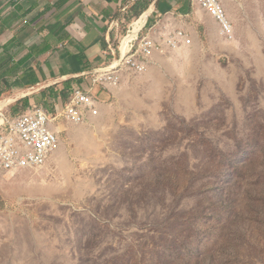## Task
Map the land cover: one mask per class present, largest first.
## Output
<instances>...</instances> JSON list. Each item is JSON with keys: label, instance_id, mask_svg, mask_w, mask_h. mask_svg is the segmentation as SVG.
<instances>
[{"label": "rangeland", "instance_id": "1", "mask_svg": "<svg viewBox=\"0 0 264 264\" xmlns=\"http://www.w3.org/2000/svg\"><path fill=\"white\" fill-rule=\"evenodd\" d=\"M222 1L231 34L192 6L45 166L0 173V264H264V0Z\"/></svg>", "mask_w": 264, "mask_h": 264}, {"label": "crops", "instance_id": "2", "mask_svg": "<svg viewBox=\"0 0 264 264\" xmlns=\"http://www.w3.org/2000/svg\"><path fill=\"white\" fill-rule=\"evenodd\" d=\"M138 1L144 0H0V103H6L4 112L16 116L24 112L13 113L19 105L28 110L53 103L55 109L49 110L59 113L63 95L88 89L94 70L110 60V42L116 43L122 35V27L110 28L112 20L123 26L130 14L134 18ZM147 1L149 6L138 21L141 25L160 22L163 16L179 20L193 13L191 0ZM90 115L95 118L97 113L92 110Z\"/></svg>", "mask_w": 264, "mask_h": 264}, {"label": "built area", "instance_id": "3", "mask_svg": "<svg viewBox=\"0 0 264 264\" xmlns=\"http://www.w3.org/2000/svg\"><path fill=\"white\" fill-rule=\"evenodd\" d=\"M191 2L197 9L215 19L223 33L233 32V23L222 0ZM174 17L176 16L151 26L146 21L136 32L132 23L139 18H133L128 24V32L120 36L118 44L110 42L107 53L110 60L91 74L90 87L74 89L59 113L39 106H33L16 116L3 112L0 115V173L45 166L61 142L58 131L60 122L72 125L85 123L95 107V89L115 87L122 81L125 73H142L148 70L154 61V52L163 53L167 49L179 47L188 34L176 26ZM120 27L119 20H112L111 29L118 31ZM131 35L133 36L130 37Z\"/></svg>", "mask_w": 264, "mask_h": 264}, {"label": "trees", "instance_id": "4", "mask_svg": "<svg viewBox=\"0 0 264 264\" xmlns=\"http://www.w3.org/2000/svg\"><path fill=\"white\" fill-rule=\"evenodd\" d=\"M148 6H149V3L147 0L140 1V2L138 1L133 7L134 17H139L142 14H144L146 12V11L144 12V10H146L148 8ZM63 97H64V100H69V98H70L69 95H63Z\"/></svg>", "mask_w": 264, "mask_h": 264}, {"label": "bare ground", "instance_id": "5", "mask_svg": "<svg viewBox=\"0 0 264 264\" xmlns=\"http://www.w3.org/2000/svg\"><path fill=\"white\" fill-rule=\"evenodd\" d=\"M199 11H201V10H199ZM199 11H198V12H199ZM138 23H139V22L136 21V22H134V23L132 24V25L134 26V28H135L134 31L137 29V27H138ZM138 29H139V28H138ZM132 36H133V35H131L130 37H132ZM60 126H61V125L58 126V131H59V132H60V130H59V129H60Z\"/></svg>", "mask_w": 264, "mask_h": 264}]
</instances>
